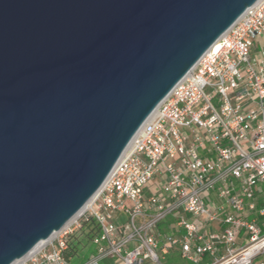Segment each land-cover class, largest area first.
Wrapping results in <instances>:
<instances>
[{"label": "water", "instance_id": "obj_1", "mask_svg": "<svg viewBox=\"0 0 264 264\" xmlns=\"http://www.w3.org/2000/svg\"><path fill=\"white\" fill-rule=\"evenodd\" d=\"M259 0H0V264L83 213Z\"/></svg>", "mask_w": 264, "mask_h": 264}, {"label": "built area", "instance_id": "obj_2", "mask_svg": "<svg viewBox=\"0 0 264 264\" xmlns=\"http://www.w3.org/2000/svg\"><path fill=\"white\" fill-rule=\"evenodd\" d=\"M217 44L83 213L14 264H71L67 239L89 217L100 232L82 264H164L172 249L192 264H264V0Z\"/></svg>", "mask_w": 264, "mask_h": 264}, {"label": "trees", "instance_id": "obj_3", "mask_svg": "<svg viewBox=\"0 0 264 264\" xmlns=\"http://www.w3.org/2000/svg\"><path fill=\"white\" fill-rule=\"evenodd\" d=\"M99 232L98 222L89 217L83 220L79 230L68 237L66 256L71 264H82L96 253L93 240Z\"/></svg>", "mask_w": 264, "mask_h": 264}, {"label": "rangeland", "instance_id": "obj_4", "mask_svg": "<svg viewBox=\"0 0 264 264\" xmlns=\"http://www.w3.org/2000/svg\"><path fill=\"white\" fill-rule=\"evenodd\" d=\"M262 43L263 42H262L261 38H258L255 41V44H256L257 47H259V45L262 44ZM256 46H254L252 48V52L253 51L255 52ZM154 190L155 189L152 188L153 193H154ZM101 264H106V262L105 263H101ZM164 264H191V263H189V262H187L185 260H182L180 258V252H178V251H172L170 254H168L167 256H165Z\"/></svg>", "mask_w": 264, "mask_h": 264}, {"label": "bare ground", "instance_id": "obj_5", "mask_svg": "<svg viewBox=\"0 0 264 264\" xmlns=\"http://www.w3.org/2000/svg\"><path fill=\"white\" fill-rule=\"evenodd\" d=\"M212 49H218V44L216 43V44L213 46ZM155 113H156V111H155ZM155 113H154V114H155ZM130 147H131V145L128 147V149H129ZM128 149H127V150H128ZM90 203H91V202H90ZM90 203H89V204H90ZM78 216H79V215H78ZM78 216H77V217H78ZM77 217H75V218H77ZM75 218H74V219H75ZM40 246H41V245H40ZM35 250H36V249H35ZM35 250H34V251H35ZM25 258H26V257H25Z\"/></svg>", "mask_w": 264, "mask_h": 264}, {"label": "crops", "instance_id": "obj_6", "mask_svg": "<svg viewBox=\"0 0 264 264\" xmlns=\"http://www.w3.org/2000/svg\"><path fill=\"white\" fill-rule=\"evenodd\" d=\"M172 251H178L177 249H172L170 252H169V254L172 252ZM179 252V251H178ZM167 256V255H166ZM180 258L182 259V260H184L182 257H181V255H180ZM165 259V258H164ZM186 261V260H185ZM163 263H164V261H163ZM190 263V262H189ZM192 264V263H191Z\"/></svg>", "mask_w": 264, "mask_h": 264}]
</instances>
